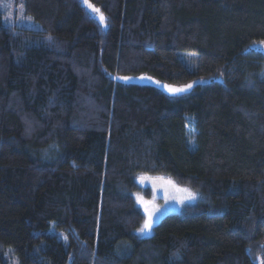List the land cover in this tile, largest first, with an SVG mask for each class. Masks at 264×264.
<instances>
[{
    "label": "trees",
    "instance_id": "obj_1",
    "mask_svg": "<svg viewBox=\"0 0 264 264\" xmlns=\"http://www.w3.org/2000/svg\"><path fill=\"white\" fill-rule=\"evenodd\" d=\"M88 2L0 6V264H264V0ZM140 176L199 199L141 238Z\"/></svg>",
    "mask_w": 264,
    "mask_h": 264
},
{
    "label": "rangeland",
    "instance_id": "obj_2",
    "mask_svg": "<svg viewBox=\"0 0 264 264\" xmlns=\"http://www.w3.org/2000/svg\"><path fill=\"white\" fill-rule=\"evenodd\" d=\"M0 6L4 13V21L6 25L14 26V27H26L30 29H40V26L37 23H35L30 17L25 15L23 10L22 0H0ZM87 9L92 15H94V17L100 20L99 19L100 13L99 14L94 13L88 7ZM253 48L264 52V42L254 45ZM124 80L152 85L170 96H178L189 93L190 91L193 90V88L196 85L203 84L206 82L203 79H198L182 85H170L167 83L159 82L150 76L139 77V78L137 77L124 78ZM188 85H191V87L190 88L187 87ZM168 87L185 88V91L178 93H170L168 91ZM137 182L141 188L149 189L151 193V197L148 199H146L142 195L136 196V201L145 217L144 222L149 218V214H151V220H152V226L149 230L143 233H141L139 230L137 231L136 234L141 238H148L152 234L154 226L164 216L171 213H176L180 211L184 206L188 204H192L199 199V195L196 192L190 190L188 187L179 185L178 183L174 182L169 178L140 176L138 177ZM173 185L175 187H173ZM177 188L188 189V191H190L195 195V199L194 200L184 199L183 203L178 202L182 197H185L187 193L178 192L176 190Z\"/></svg>",
    "mask_w": 264,
    "mask_h": 264
},
{
    "label": "snow or ice",
    "instance_id": "obj_3",
    "mask_svg": "<svg viewBox=\"0 0 264 264\" xmlns=\"http://www.w3.org/2000/svg\"><path fill=\"white\" fill-rule=\"evenodd\" d=\"M82 2L89 8L91 9L92 12L99 14L100 10L95 8L91 3L88 2V0H82ZM99 19L101 21V23H104V16L102 14L99 15ZM167 87V86H166ZM187 87H191V85H188ZM168 91L170 93H178V92H183L185 91V88H172V87H168ZM173 187H175L173 185ZM178 192H184L187 193V195L185 197H182L178 202L183 203L184 199H188V200H194L195 199V195L193 193H191L190 191H188V189L186 188H177L176 189ZM147 211V209H146ZM152 226V220H151V214H149V218L147 220H145L143 226L139 229V231L141 233L149 230Z\"/></svg>",
    "mask_w": 264,
    "mask_h": 264
}]
</instances>
